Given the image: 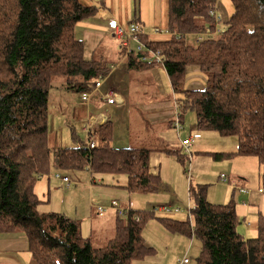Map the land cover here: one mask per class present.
Returning <instances> with one entry per match:
<instances>
[{
    "label": "trees",
    "instance_id": "obj_1",
    "mask_svg": "<svg viewBox=\"0 0 264 264\" xmlns=\"http://www.w3.org/2000/svg\"><path fill=\"white\" fill-rule=\"evenodd\" d=\"M167 1L170 38L141 36L149 50H161L163 64H149L133 52L127 55L129 66H164L182 127L185 113L192 111L198 130L237 137L236 151L204 154L217 160L252 155L264 165V0H231L234 11L222 30L210 13L216 0ZM96 11L80 0H0V232H25L34 264H136L153 251L143 235L155 216L150 210L117 213L114 236L99 246L82 234L79 220L38 209L42 201L34 186L51 170L48 114L54 79L63 77V87L83 95L89 83L110 71L102 60L85 59L75 33ZM190 67L204 77L202 88L188 87ZM93 135V148L81 140L59 148L58 168L124 174L129 192L161 189L160 175L150 166L152 149L114 148L111 122L94 126ZM162 151L184 161L180 150ZM190 194L194 206L187 215L190 211L194 227L190 218L160 219L169 231L190 236L193 231L200 239L196 264H264V219L257 236L246 238L237 229L234 202L209 201L207 184L192 185Z\"/></svg>",
    "mask_w": 264,
    "mask_h": 264
},
{
    "label": "crops",
    "instance_id": "obj_2",
    "mask_svg": "<svg viewBox=\"0 0 264 264\" xmlns=\"http://www.w3.org/2000/svg\"><path fill=\"white\" fill-rule=\"evenodd\" d=\"M84 5L95 6L97 11L94 16H91L87 19H84L80 22L76 29L75 33L78 39L83 42L84 45V57L86 60H102V62H106L109 64L110 71L108 75L102 78L103 82L98 90H95L90 95L88 100L83 99V95L81 92V100L85 101L82 103V111H78L79 117H77L78 122L82 125V131L86 135L84 130L85 124L88 120H91L94 123V126L102 125L106 122H111L113 124V139L112 146L114 148H126V147H146L152 149L150 166L151 170L155 173L159 172L155 170L157 168L154 163V156L160 154H166L162 151V149H172V150H180L182 142L190 135H193L197 132L196 126H192L189 136H183L185 129L183 126L181 129H177L174 125L175 122V97L170 95L168 92L166 94V86L162 81V73L161 70L167 75L166 69L163 65H154L152 67H146L142 69H130L129 61L127 55L123 54V50L119 47L118 39L114 37L112 34L108 32V21L110 19H116L123 23H128L131 21H137L144 30V36L147 37L150 41H160L164 39H169L171 33L168 31V1L167 0H153L154 5V16L152 20L154 21L155 30H148L145 26V23L142 22V14L137 3V0H80ZM140 1V0H139ZM142 1V0H141ZM138 4V6L136 5ZM215 10L219 16H221V20L223 19L225 22L230 17L225 13L224 6L221 0H216ZM147 24V23H146ZM112 42V43H111ZM187 77V85L190 89L193 88H202L204 84V77L198 71V68H189ZM170 81V79H169ZM92 81L91 83H93ZM171 85V81H170ZM90 86V83L89 85ZM62 95H66L68 93L67 89L62 85L59 86ZM171 90L173 88L171 86ZM73 91H78L73 90ZM107 93H111L115 97V101L110 103L105 95ZM174 93V91H173ZM175 94V93H174ZM53 107L55 104L52 105ZM182 124H184V120L182 119ZM175 127V133L172 128ZM174 132H172V131ZM186 130V129H185ZM74 137L77 140L85 141V139H81V137L74 130ZM73 134L72 138L74 139ZM80 137V138H79ZM202 138L201 136L197 138ZM49 141V135H48ZM55 141L58 143L56 137ZM195 141L194 143H196ZM193 143V144H194ZM79 143L77 142L76 145ZM203 144L202 141L197 142L196 147H193L192 151V160L197 159L205 155L204 152H233L221 150L217 151L216 149H203V147H199ZM73 145V146H76ZM59 148L64 147H72V146H61ZM193 146V145H192ZM238 147V146H237ZM237 147L234 151L237 150ZM59 148H53L54 157H51V170L49 173L41 176L35 183L34 189L36 194L41 197L43 196H51L52 192H56L57 185L59 184L61 188H63V193L61 195L62 204L57 205V207L47 206L45 209H41L40 206L43 205L44 200L41 199V203L38 207L39 211L48 212V211H56L62 212L69 217L72 218H81L82 221H89L90 225V233L86 236H91L94 239V243L98 245L100 239H96L99 235L106 231L107 240L109 241L115 234V220L117 211L110 206L111 201L117 200L122 207L130 206L134 210H150L155 213V217L162 218L168 217L176 220H186L185 212L186 207L179 206L178 210H170V212L165 211H156V208L168 205L170 208V204H162L158 207L154 204L152 208L146 209H136L132 205L131 193L124 185L127 183V176H124V180L126 181L123 185H119V181L115 182V175L112 178H109V181L112 182L109 184H105V176L107 174H93L89 169H67L61 170L58 168V152ZM55 149H57L55 151ZM194 151L197 153L194 155ZM52 153V152H51ZM182 154V152H181ZM168 155V154H167ZM200 155V156H198ZM175 156V155H174ZM211 157V156H210ZM179 158V157H178ZM180 159V158H179ZM184 162V161H182ZM259 163V162H258ZM155 164V165H152ZM184 164V163H183ZM155 168V169H153ZM260 168V163H259ZM82 170L87 171L81 173ZM59 175V177H56ZM191 173L193 174V166ZM61 175V176H60ZM89 175V176H87ZM123 175V174H122ZM62 176H67L69 178V182H65L62 180ZM118 176V175H117ZM261 176V177H260ZM56 178H60L59 180ZM241 179H235L236 182L243 187L250 186L251 182L247 177L240 176ZM189 183L188 186V195L190 196V187H192V182ZM254 181V179H252ZM258 182V187L264 185V173L260 175L259 178L255 180ZM262 182V183H261ZM162 187L160 190L165 189V184L162 179ZM112 185V186H111ZM59 186V187H60ZM169 188H172L171 186ZM78 191L80 194L86 197L87 202L90 206V211L88 209L87 203L84 204V209L86 210L85 215L82 217H78L79 210L81 209V205L77 204L74 210L68 209V203H72L68 200V197L74 192ZM47 192V194H46ZM235 193V190H234ZM88 195V199H87ZM246 195V194H245ZM242 194H240L239 200H247L248 205L242 204L241 202H237V212L241 218L247 219L249 218L250 225L252 228L241 229L246 238H254L257 236V227H259V223L262 219L259 215L262 214L264 216V194L255 192L250 197L241 198ZM51 198V197H50ZM191 198V196H190ZM208 199V198H207ZM175 202L178 201L177 196L173 200ZM49 202V201H48ZM194 203V202H193ZM51 205V204H50ZM103 205L108 209L113 211L112 213H105L103 215L98 214L97 208L98 206ZM159 205V204H158ZM246 206L244 210H242L241 206ZM155 207V208H154ZM75 213H72V212ZM158 213V214H156ZM185 213V214H184ZM72 214V215H71ZM187 215V214H186ZM151 228L158 229L162 227L156 220L151 221ZM165 227V226H164ZM163 228V227H162ZM166 228V227H165ZM82 229V227H81ZM167 229V228H166ZM239 229V226L238 228ZM249 230V231H248ZM82 231V230H81ZM98 231V234L96 233ZM151 231V230H149ZM248 231V232H247ZM146 231L143 232L146 244L151 247L153 250L144 258L139 261H136V264H154V262L161 263L160 255H157L156 247L158 245H164L171 242H175L179 237L184 234L180 232H171L167 229V233L164 234V239L160 242V237H153L156 235H146ZM182 234V235H180ZM162 237V235H160ZM102 236H99L101 238ZM104 237V236H103ZM184 241H188L183 238ZM107 241V242H108ZM193 242L190 243L189 248L182 257H185L187 252H189L192 247ZM101 246V245H100ZM164 256V255H162ZM180 257V258H182ZM174 258V259H173ZM170 258L168 264H176L180 260L175 259V257ZM190 260L188 263L189 264ZM0 264H33V257L29 248L28 238L23 231H10V232H0Z\"/></svg>",
    "mask_w": 264,
    "mask_h": 264
},
{
    "label": "rangeland",
    "instance_id": "obj_3",
    "mask_svg": "<svg viewBox=\"0 0 264 264\" xmlns=\"http://www.w3.org/2000/svg\"><path fill=\"white\" fill-rule=\"evenodd\" d=\"M221 2L224 6L225 13H227V15L230 16L234 11V6H233L232 1L231 0H221ZM139 7L141 10V14H142V19H141L142 22L145 23V26L147 27L148 30L150 31L155 30L156 25H154V21L152 20L154 16L153 0H142V1L140 0ZM215 20H217V18ZM217 21H218V28L222 30L225 27V23H224L225 21L223 19L220 20L221 22H219V20ZM134 45L135 44L133 43V46ZM122 52L124 55H126L124 50ZM130 69L134 70L135 68L130 67ZM161 73H162V81L164 85L166 86V94L168 92L170 95L177 98V95L174 94L173 91L171 90L170 81L167 78V75L164 73L163 70H161ZM188 77H190V75H188ZM64 82H65V79L63 77L55 78L53 81V86L51 87V90H50L49 114H48V135H49L48 142H49V146L51 147V149L59 148L60 147L59 145L73 146V145H76L77 142L79 143L80 141L77 140V138L76 139L72 138V134L74 137V130L81 137V139L84 140L86 138L85 133L82 131V125L77 120V117L80 116L78 111H82L83 108L81 104L84 103L85 101L81 100L80 91H73V90H76L77 88H72L73 90H67L68 93L66 95H62L61 90L59 89V86L61 85L64 86ZM53 104H55L54 107L52 106ZM193 125L196 126L195 113L192 111H188L184 115L183 126L185 127L186 130L185 129L182 130V131H185V134L183 136H189L190 130ZM175 129H176L175 127L172 128V130L174 131ZM198 131L200 132V134H198L199 135L198 137H200L202 133V138H199L197 140L198 137H195L194 141H197V142L202 141L203 144L199 147H203V149H214V150L216 149L217 151H221V150L234 151L236 147L238 146V141H237L236 136H233V135L222 136L221 134L213 130H201L200 131L197 129V132ZM175 133H177L178 135L177 131H175ZM192 136L193 135H190L188 139ZM55 137L58 143L55 141ZM194 141L191 143V145L193 146L192 148L190 146L188 152H184L183 150L181 151L182 154H180V156L184 159V162H182L178 158V156H174V155L160 154V155L154 156V163L156 164L157 168L156 169L153 168V169L159 171L157 173H159L161 180L163 179V182L165 184V189L159 190L158 192H146V193L138 192V191L132 192L131 199H132L133 207H135L136 209H146V208H152L154 204L157 205L156 207L162 204H170V208L172 210L177 209L179 206H182L184 208L186 207L184 211H186L185 213L187 214L188 209L194 206V203H193L194 199L192 198L191 194H190L191 198L188 195V186H189V183L193 180V176L195 180L192 182V185L196 186L198 184H203V185L207 184V194L206 195L209 201L214 202V203H219V204H228L229 202H234L237 215H238L237 202L238 203L241 202L242 204H245L246 206L248 205L247 200L245 201H243L242 199L239 200L240 194H242L241 198L243 199L246 198L247 196L250 197L255 192L264 194V191L263 192L260 191V189H264V185H261L260 187H258V182H255V180L259 178V173L260 175L264 173V165L260 164V168H259V163H258L259 161L257 157L252 156V155H235L232 157H225V158H222L221 160H217V159H214L211 155H206V156L198 155L200 157L197 159V161L196 159L192 160L191 149L193 150V147L195 148L197 144V142L194 143ZM56 150L57 149H55V151ZM195 154L197 153L194 151V155ZM51 157H54L53 150L51 153ZM155 164H152V165H155ZM192 166H193V174L191 173ZM84 172H86V174L88 173L87 171H84V170H82L81 173H84ZM57 174L58 173H56V177L59 176ZM222 174H224L227 177V180L229 179V181H223L221 178ZM112 176L113 174H109L105 176V182L103 183L110 185L112 181L111 180L109 181V178H112ZM124 176H125L124 174L123 175L118 174V176L115 175V182L118 180L119 185L120 186L123 185L126 182V181H123ZM240 176L247 177L249 180V183L251 182L250 186L248 187L240 186L236 182L237 179H241ZM56 177H55V180L60 179ZM252 179H254V181ZM107 181H109L110 183L109 182L107 183ZM59 186L60 185L58 184L57 189H56L57 191L52 192L51 196L47 195V197L46 196L42 197V195H40L41 197L39 198L44 200L43 205L40 206L42 210L45 209V207L47 208V206L59 208L57 205L62 204V201L60 198H61V195L64 194L63 193L64 189L61 188L62 185L60 187ZM170 186L172 188H169ZM242 187L246 189L247 192L241 191ZM234 190H235V193H234ZM176 196L178 198L177 202L173 201ZM87 199H88V195H87ZM68 200L72 202V203H68L69 210L71 209L74 210L77 204L81 205V209L79 210V212H77L78 214H73V215H79L78 217H82V215H85L86 210L84 209L85 207L84 204L87 203V206L89 204L85 196L80 194V192L78 191H74L68 197ZM165 206H168V205H165ZM246 206L242 205L241 206L242 210H244ZM88 209L90 211V206H88ZM107 212L113 214V211L110 209H108L106 213ZM72 213H75V212L73 211ZM186 214H185L184 219L190 218L191 227H194V220H193L192 214H190V216ZM155 216L154 218L150 217V219L148 220L146 224L144 231H146L145 232L146 235H150V236L156 235L153 237H158V238L160 237L161 239L160 242H162L164 239V234L165 233L169 234V233L167 232V229L164 227L163 221ZM260 217L264 219V216L262 214L259 215V219ZM77 220H79L81 223L82 234L84 236L88 235L90 233L89 221L88 220L87 222L82 221L81 218H77ZM152 220H156L163 228L159 227L158 229H152L151 228ZM238 226H239L238 231L242 234L244 233L242 232L241 229L252 228V225H250V222H249V218L240 219L239 217ZM96 233L98 234V231H96ZM257 234H258V227H257ZM98 235L102 237L99 238L98 236L96 239H100V241H103L102 239H104V242H100L98 244L99 246L100 245L103 246L108 243L106 231ZM160 235H162V237ZM179 238L180 239H178L175 242H171V243L164 244V245L161 244V245H158V247H156V251H158L157 255H160V260L162 261L161 263L154 262V264H168V261L166 260H169L170 258H173V257L181 261L184 258L182 257L183 254L185 253V251L188 250L191 242H193V245L190 248L189 252H187L185 257H187L190 260L189 264H196V259L200 255L201 250H202V243L200 239L195 237L193 231H192V236L188 234H184L183 237L180 236ZM183 238H185L186 240L188 239L189 240L184 241ZM180 261L178 263L176 262V264H181Z\"/></svg>",
    "mask_w": 264,
    "mask_h": 264
},
{
    "label": "built area",
    "instance_id": "obj_4",
    "mask_svg": "<svg viewBox=\"0 0 264 264\" xmlns=\"http://www.w3.org/2000/svg\"><path fill=\"white\" fill-rule=\"evenodd\" d=\"M210 13L214 15L215 19L217 18V20H219V22H221V18L218 15V13L216 12L215 8L210 9ZM216 21L217 25H218V21ZM108 32L110 34H112L114 37H116L119 41V47L124 50V52L126 53V55H129L133 52L135 53H141V58L143 61L149 63V64H163V57H162V52L160 49H156V50H149L146 46V44L142 41L141 36L144 34V30L142 28V26L136 22V21H131L128 23H123L120 22L116 19H110L108 21ZM135 44L133 46V43ZM147 50V51H146ZM103 77L95 80L93 83H90L89 86V90H86L85 92H83V99L84 100H88L90 95L92 94V92H94L95 90H98L103 82L102 80ZM105 98L110 102L113 103L115 101V97L111 94V93H107L105 95ZM179 112L175 113V122L174 125L176 126L177 129H181L182 125L179 119ZM84 130L87 134V140H86V146L93 148L95 146L96 143V139L94 138L93 135V130H94V123L91 120H88V122L85 124L84 126ZM199 135H193L192 137H190L187 140H184L182 142V148L184 152H188L189 148H190V144L194 141L195 137H198ZM59 177V176H58ZM221 178L223 181H229V179L227 180V177L222 174ZM62 180L65 182H69V178L67 176H63ZM241 191L243 192H247L246 189H244L242 187ZM261 192L264 191V189H260ZM110 206L112 208H114L117 213H119L120 215H123L124 213H126L127 210H130L131 207H122L120 206L119 202L117 200H113L110 203ZM107 207L100 205L97 208L98 214L103 215L106 211ZM179 208H177L176 210H178ZM171 208H169V206H162L159 208H156V211H165V212H170ZM188 214L190 215L191 212L189 211ZM189 262L188 258H183L180 263L181 264H186Z\"/></svg>",
    "mask_w": 264,
    "mask_h": 264
}]
</instances>
